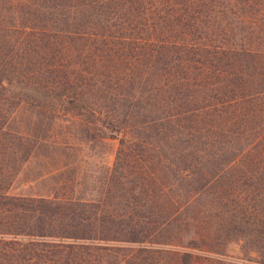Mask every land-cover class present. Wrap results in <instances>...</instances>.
<instances>
[{
  "label": "trees",
  "instance_id": "trees-1",
  "mask_svg": "<svg viewBox=\"0 0 264 264\" xmlns=\"http://www.w3.org/2000/svg\"><path fill=\"white\" fill-rule=\"evenodd\" d=\"M22 104L117 139L100 194L9 193ZM0 264H264V0H0Z\"/></svg>",
  "mask_w": 264,
  "mask_h": 264
},
{
  "label": "rangeland",
  "instance_id": "rangeland-1",
  "mask_svg": "<svg viewBox=\"0 0 264 264\" xmlns=\"http://www.w3.org/2000/svg\"><path fill=\"white\" fill-rule=\"evenodd\" d=\"M11 127L25 134L33 148L17 171L10 194L48 197L58 191L60 195L84 199L100 194L106 187L118 141L100 137L101 127L70 115L51 120L48 113L26 104L13 114ZM239 247L232 242L226 253L242 257Z\"/></svg>",
  "mask_w": 264,
  "mask_h": 264
}]
</instances>
